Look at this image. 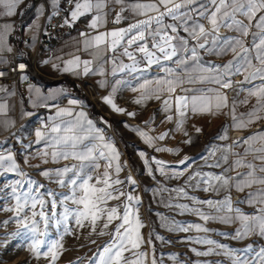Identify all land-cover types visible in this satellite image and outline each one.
Segmentation results:
<instances>
[{
    "label": "crops",
    "instance_id": "crops-1",
    "mask_svg": "<svg viewBox=\"0 0 264 264\" xmlns=\"http://www.w3.org/2000/svg\"><path fill=\"white\" fill-rule=\"evenodd\" d=\"M24 2L25 0H20L11 15L7 14L5 5H0V34L6 37L3 50H0V67L5 66V56L12 51V45L8 39L9 35L15 31L12 21L18 16V12L23 10ZM77 2L82 3L83 0L76 1L75 4ZM137 2H149V0H122V3H117L116 0H103L101 9L93 8L91 12L75 21L71 20L69 14L70 24L85 29L88 35L80 39L79 33L73 34L66 38L56 49L40 54L36 64L43 77L39 81H34L26 89L21 90L19 96L13 84L3 83L0 85V104L6 105V111L0 113V144L9 136H14L18 131L17 137L22 149L19 150L18 146H13V149L16 154L27 150L24 153V165L22 166L24 170L18 167L12 153H0L3 156L11 155L16 165L15 170L6 171L5 169L10 166L11 162L5 161L7 165L4 164V168H0V175L17 177L29 174L49 181L74 176V168L78 165V169H80L81 162L71 156L68 159L58 156L53 160V152L62 153L73 149L58 144L56 137L62 133H53L51 129L53 127L64 128L69 123H74L77 114L82 112L84 116L80 118L82 128L80 134L85 139L75 150L83 151L86 147H95L102 143L96 139V137H104V135L99 134L93 126L90 118L91 106L83 100L74 85L75 80L90 79L99 93L107 94V97L112 99L116 107L124 109L123 112H116L108 104L113 110L112 112L115 113L109 121V125H111L122 148L121 152L113 139L107 136L104 137L103 143H110L116 153L119 154L118 160H113L112 168L108 169L111 179L129 177L125 174L127 169H130L132 178L137 183L138 180L141 182L144 199L148 205H151L149 201L154 199L152 192H156L158 200L164 202V204L161 202L160 205L163 204L162 206L173 208L174 218H182L181 212H179L181 207H177V205L183 204V196L174 190L182 188L183 176L189 173H200L206 177H211L220 175V172H223L224 177L233 178L226 188V196L213 193L210 190V188H213L212 185L205 184L207 185L205 188H209V190L204 191V187L200 188L199 190H203L204 193L197 198V201H222L227 197L231 199L234 209L238 208L246 215H257L258 210L264 208V204L257 202L262 198L264 184L254 183L250 187H243L242 191L237 189V185L242 184V181L247 179L246 174L252 171L246 166L247 164L253 165L257 177H264V172L260 171L261 168H264V161L258 158L264 153L257 151V149L264 146V141L259 139L261 135H264V119L255 120L244 128H238L235 125L239 121H247L248 114L254 110L258 116L264 117V110H261L257 104V97L250 95L251 92L264 87V79L258 76L255 79L246 80L247 73L243 70L240 73L223 77L224 81L230 80L231 85L233 84L232 80L238 78L239 84L233 93L234 98L231 100L227 98V106L219 110L212 107L208 112H193L191 105H189L185 115L181 117L176 112L174 98L177 95L188 97L203 95L211 98L215 97L217 92L222 93V89L226 88H222L214 80L218 72L222 73L224 71L223 65L232 61L234 53L231 50L221 53L226 47V42L234 41L237 38L244 41L249 37L251 47L248 56L255 66L260 67L259 62L255 60L257 53L254 45L259 42L262 30L255 25L259 16L264 14L261 12L257 14L256 19L252 21V26L249 29L250 34L247 37L241 36L240 32L236 31L235 25L231 29L220 27L221 32L216 34L215 43L213 42V34L209 32L204 49L198 47V43H205L203 38L197 41L190 35L189 31H185V25L179 19L174 20L171 17H165L161 28L175 37L173 43L178 44L180 41L187 40L186 48L188 51L179 50L177 57H173L172 60H164L161 54L152 48L153 37L146 36V40L142 43H146L149 50L156 53L159 63L149 64L144 54L136 50V45L129 48V51L135 57V62L123 55L126 44H122L115 52L108 51L105 46H100L99 49L95 46L86 47V41L91 40L100 32L125 28L129 24L146 19L145 16L136 15L131 11V6ZM239 2L240 0H237V3H232L229 0L228 10L232 11ZM57 4V1H50L48 6L53 9ZM108 5L118 6L120 9L119 13H121L122 19L119 23H116L117 28H107L104 8ZM122 8L124 9L123 12H121ZM214 8L215 6L211 0H196V3L189 6V8L181 9L186 14L189 30L197 24L209 26L208 20L199 13L203 11L207 15L214 11ZM190 9L194 10L190 11ZM43 11L44 6L39 5L33 18L23 24L22 28L17 31L21 36L31 38V49L36 40L37 31L43 22ZM149 15H155V13H149ZM96 16H101L103 22L98 28L93 29L89 27V24ZM232 18L243 22L245 25L249 24L248 19L239 12L233 13ZM228 22L231 23V20ZM168 25L175 26L177 31L173 33L171 28L166 27ZM152 27L156 29L157 26L153 24ZM194 47L197 52L195 58L191 54V49ZM8 48H11L10 52L7 50ZM76 57L80 60L79 66L74 67L72 71H63L66 62ZM185 57H187L186 60ZM178 60H185V63L178 66ZM83 61H91L87 74L83 71ZM124 65L132 66L135 70L133 71L132 67L124 68ZM23 77V79H20L21 83L27 80V77ZM200 77H204V79H200ZM177 78L184 82L171 94L166 91L164 84L159 83L160 81L177 80ZM189 80L192 82H189ZM142 85L145 87L142 88ZM157 90H160L158 93L160 99L155 98ZM170 95L172 107L171 110L165 111L163 101L168 99ZM137 100L142 102L136 103ZM70 101H75V103H70ZM261 102L264 103V100ZM56 103H63L64 106L53 109L52 107ZM212 104H215V100H212ZM42 107H45L47 112L40 113V115L36 114ZM61 109L70 111L72 115H58ZM128 113H134V115L129 116ZM233 115L237 118L235 122ZM168 116H171L172 119L168 120ZM89 121L91 125H89ZM45 122L51 123L49 132L43 133L40 130L39 132L43 134L40 137L36 135L38 131L32 133L31 127L33 124H43ZM178 122H181L179 126ZM255 126L257 127L255 128ZM135 129H140L152 138L151 146L145 142V139ZM196 129H200V131L197 132ZM31 133L33 139L28 140ZM233 133L240 134V138L233 141L230 137ZM162 134L164 139H157ZM252 136L257 137V139L250 141L249 144L243 143L245 138ZM2 148L0 147V151ZM157 148L171 149L172 151H156ZM104 151L108 152L107 149H104ZM140 153L144 154L143 157ZM185 157L190 159L184 165L179 164V161ZM224 157H227V160ZM154 160L164 162L163 171L159 170L161 166L154 163ZM237 160H242L245 166H237L235 164ZM220 161L222 162L220 163ZM96 162L100 165L98 169L93 168L91 162H86L87 166L83 168V173L93 177L102 175L107 161L98 158ZM117 164L120 167L119 173L115 172ZM217 164L218 167L214 166ZM64 167L72 168L73 171L58 176L56 170ZM149 169H151V175ZM192 169H195V171ZM44 171H48L49 175H42ZM181 172L182 175L179 174ZM249 200H252L253 203L250 204ZM198 205L202 207L200 211L208 215L209 219L205 221L195 213H190L187 226L189 224H200L202 228L207 229V231H197L194 228L189 230L193 236L209 237L233 244L258 242L264 245V237L256 234L242 239L233 238L237 229L241 226L240 221L233 220L231 223H223L219 217L226 214L235 217V212L228 213L227 209L217 211L206 204L198 203ZM176 224H178V221L174 220L173 225L175 227H177ZM179 236H181V232L176 230L169 235V238H178Z\"/></svg>",
    "mask_w": 264,
    "mask_h": 264
},
{
    "label": "snow or ice",
    "instance_id": "snow-or-ice-1",
    "mask_svg": "<svg viewBox=\"0 0 264 264\" xmlns=\"http://www.w3.org/2000/svg\"><path fill=\"white\" fill-rule=\"evenodd\" d=\"M20 0H0V5H5L7 7V14L11 15L14 12L16 4H18ZM117 3H122V0H116ZM213 5L215 6L214 11L210 14H205L203 11L199 13V15L203 16L208 20V24L210 27L206 28L203 24L195 25L191 30H189L187 26V17L181 9L189 8V6L196 3V0H149V2H137L131 6V11L136 15H143L146 19L139 20L135 23L129 24L125 28H120L108 32H100L91 40L86 41V47L95 46L99 49L100 46H105L108 51H113L120 47L122 44H126L124 47L123 55L129 57L135 62V57L133 53L129 51L133 45H136V50L140 53H143L147 58L148 63H159V58L156 57V53L149 50L146 43H142L146 40V36L153 37L152 48L156 49L162 56L164 60H172L173 57L178 56V51H188L186 45L188 43L187 40L180 41L178 44L173 43L175 37L168 34L166 30L161 28L162 21L165 17H171L174 20L179 19L185 25V31H189L190 35L199 41L201 38L205 40V43H198V47L200 49H204L207 43V37L209 32L213 34V42L215 43L216 34L219 32L220 27L232 28L235 25L236 31L240 32L241 36L247 37L250 34V27L252 26V21L256 19L257 14L264 11V0H240L237 7L232 9V11L228 10L229 0H211ZM232 3H237V0H231ZM103 7V0H83V2H77L75 4L74 9L71 11L70 16L71 20L75 21L79 17L85 15L88 12H91L93 8L101 9ZM163 9V10H161ZM194 10V9H190ZM124 9H121L123 12ZM239 12L241 15H244L249 24L245 25L243 22L233 19V13ZM149 13H155V15H149ZM122 19L121 13L116 14L115 23H119ZM231 20V23L228 21ZM68 23V21H65ZM103 20L101 16H96L92 19L89 24V27L96 29L102 24ZM153 24L157 27L153 29ZM256 27L262 30L259 42L254 45L256 49L255 60L259 62L260 67L255 66L252 63V60L249 58L248 53L250 49L245 46L243 40L237 38L234 41L226 42V47L222 50L223 52H227L231 50L234 53L232 61H229L227 64L223 65L224 71L222 73L218 72L217 77L214 82L220 84L222 88L231 87V81H224L223 77L228 76L230 74L240 73L242 70L247 73L245 79L251 80L255 79L258 76L261 79H264V15L259 16V19L255 25ZM171 28V31L175 33L177 28L173 25L166 26ZM158 38V39H157ZM6 37L3 34H0V50H3L4 41ZM239 49V50H237ZM9 52L11 48L7 49ZM192 57H197L196 48L191 49ZM187 57H185V60ZM185 60H178V66L180 64L185 63ZM80 64V60L78 57L67 61L63 71H72L74 67H78ZM84 68L83 71L85 74L89 72V65L91 61H83ZM19 67L21 69L25 68L24 64H20ZM55 67V66H54ZM124 68H129L132 66L124 65ZM134 71L135 68L132 67ZM3 73L0 72V76ZM24 78L23 76L21 77ZM200 79H204V77H200ZM184 81L177 78V80H167L160 81L159 83L164 84L166 86V91L171 94L176 91V89L180 86ZM189 82H192L189 80ZM142 88L145 86L142 85ZM159 91L157 90V94L155 96L156 99H160ZM250 95L257 97V104L259 105L261 110H264V103L261 101L264 100V87L257 89L254 92H251ZM105 103L109 104L114 111L123 112L124 109L116 107L110 97H105ZM175 109L179 116L183 117L185 115L186 110L191 105V110L193 112H208L212 107H215L216 110H219L223 107L227 106V96L223 93L217 92L215 97H207V96H196L193 95L191 97L188 96H175ZM212 100H215V104H212ZM141 100H137L136 103H141ZM70 103H75V101H70ZM164 110H171L172 107V98L171 95L168 99L163 101ZM6 111V105L0 104V113H4ZM64 114L71 116L72 113L70 111L61 109L58 115ZM129 116H133L134 113H128ZM84 113H78L77 119L74 123H69L66 127H53L51 131L53 133H62L56 137V142L58 144H63L69 146L72 151H65L62 153L53 152L52 157L55 160L58 156H62L64 159H68L71 156L73 159L81 162V167L77 171H75L74 176L76 178L71 179L67 183L71 185V195L65 196V200H71L72 203L77 205L78 207L74 210H69L65 208L63 219L67 220L69 215H74L75 222L77 225L83 227L84 221L90 220L92 224V230L95 231L96 222L101 219L102 216L106 215V222L103 227L107 229L109 225L115 219H119L121 223L116 225L114 232L111 234L112 239L109 243L105 244L102 250H99L97 254H94L95 259L93 260V264H143V260L141 257L144 256L143 252H136L134 250L139 249L141 244L144 242L143 238L140 234V229L144 227L143 222L139 219L137 212L134 210V206L139 204V198L128 196L127 200L132 202L133 206H129V204H125L123 208L122 214L118 213V209L116 207L105 208L103 205L107 203V201L111 199H118V196L114 195V192L118 191L117 189H113V185L121 184L120 180H111L108 169L112 168V161L118 160L119 154L116 153L115 149L112 147L110 143H103L104 137L98 136L96 139L101 141L102 143L95 147H86L83 151H76L78 145L83 143L85 139L80 133L82 131L80 118H83ZM168 120H171L172 117L168 116ZM258 119H264V117H260L257 115V112L254 110L248 114L247 121H239L236 123V127L244 128L248 124L254 122ZM234 122L237 120L235 115H233ZM91 125V122H88ZM181 122H178V126ZM137 133L145 139V142L150 146L152 144V138L148 137L146 133L141 131L140 129H135ZM197 132L200 129H196ZM36 135L38 137L42 136L41 132H37ZM157 139L163 140L164 135L157 137ZM257 139V137H247L243 140V143L249 144L250 141ZM260 140L264 141V135L259 137ZM104 149H107L106 153ZM156 151H172L171 149H162L157 148ZM258 152L264 153V146L257 149ZM46 155V153H45ZM141 157H143V153H140ZM104 159L107 161L105 171L102 175L95 177L96 183L93 184L91 181L94 179L92 175L84 174L83 168L86 165V162H91V166L93 168L98 169L100 167L99 163H97V159ZM260 160L264 161V155L258 157ZM190 159L185 157L184 159L179 161V164L184 165L186 161ZM227 160V157H224ZM5 161L11 162L10 166L5 169L6 171L15 170V162L11 155L3 156L0 155V168H4ZM147 163V161H145ZM154 163L161 166L159 168L160 171H163V161L154 160ZM237 166H245L242 160H237L235 162ZM214 166H219L214 165ZM252 171H249L247 175V179L242 181V184L237 185L238 190H243V187H250L254 183L264 184V177H257L255 175V170L253 165H246ZM73 171L72 168L64 167L63 169L56 170V174L58 176H63L64 174ZM120 167L117 164L115 167V172L119 173ZM261 172H264V168L260 169ZM149 174L151 175V169H149ZM182 175V172L179 173ZM42 175H49L48 171H44ZM196 175H201L197 173ZM239 175V174H238ZM191 179V177H190ZM233 179L231 177H224L222 175H216L211 177H206L203 179L204 184H210V181L219 182L220 188H227L229 186L230 180ZM128 181L132 184H135L136 181L132 179L131 176L128 177ZM60 184L62 186L65 185V181L61 180ZM102 185V186H98ZM112 189V190H110ZM13 193L16 192V188H13ZM209 188H205L204 191H208ZM214 190H218L214 188ZM177 193L187 195L183 188L175 189ZM24 202L20 203V196H17V204L15 209H7L10 211H14L16 216H19L21 212L24 211V208L27 206L28 200L31 199V207L33 209L36 208L37 203H39L41 209L44 206L43 200H36L35 197H31L28 193H24ZM250 204L253 203L252 200L248 201ZM258 203L264 204V190H262V198L257 201ZM196 203L206 204L210 208L216 209L217 211H221L223 209H227L228 213L235 212L236 216L224 215L219 217L221 222L223 223H231L233 220L240 221V228L237 229L234 239H242L246 238L249 235H259L264 237V208L258 210L257 215H246L242 213L238 208L234 209L232 207V201L230 198H225L222 201H213V200H203L196 201ZM55 207V204L53 205ZM177 207H186L184 205H177ZM193 213L198 215L203 220H208L209 216L205 215L200 211L199 208L190 209ZM39 217L40 221H43L44 225L47 226L49 223V218L45 215L44 211H33L31 218L19 219L17 220L18 225L22 228L28 229L33 236L30 248L37 255L40 254L39 250L42 245L45 244V241L42 239L46 233L38 227V221L35 219ZM56 213H52V217L54 218ZM216 218V217H213ZM59 223V221H57ZM181 231H189L191 229H196L197 231H207L201 227L200 224H189L188 226H178ZM101 235L105 233L101 231ZM201 243L213 244L215 243L212 240L207 241H198ZM94 243V241H93ZM220 248H225V245H217ZM61 247L59 242L51 243L48 247V251L43 253L45 256L51 254V260L54 262L58 258V249ZM195 251V250H193ZM235 250H229L226 252V255H232ZM125 252H131L135 259H129L125 257ZM209 252L197 253L198 255H209ZM242 255H237L235 259H233L232 264H264V247L259 248L258 250L253 249L252 245H248L245 249L241 250ZM250 254V255H249Z\"/></svg>",
    "mask_w": 264,
    "mask_h": 264
},
{
    "label": "rangeland",
    "instance_id": "rangeland-1",
    "mask_svg": "<svg viewBox=\"0 0 264 264\" xmlns=\"http://www.w3.org/2000/svg\"><path fill=\"white\" fill-rule=\"evenodd\" d=\"M13 139H15L13 135L9 136L3 141L4 143L0 144V147H4L8 144V141ZM13 146H15V143L9 148L12 149ZM192 170L195 171V169ZM196 174L189 173L183 176L181 186L187 195L182 194V205L186 207H181L180 210L177 209L181 212L182 218H174V212H172L174 209L162 206L164 202L158 200L156 192H152L154 199L149 201L151 205H148L144 199L143 186L139 180V184L137 182L132 184L128 181V177H119L117 179L122 183L112 186L113 189L118 190L114 192V195L119 198L107 201L103 205L105 208L116 207L118 213L122 214L125 204L133 206L132 202L127 200L128 196L139 198V204L134 206V210L144 224V227L140 229L144 242L139 249L134 251L144 253V256L141 257L143 264H232L233 259L237 255H242L241 250L248 245H252L253 249L256 250L264 247L263 244L258 242L233 244L209 237L193 236L189 231L180 230L178 226H187L188 217L192 213L190 209H202L196 201L204 193L203 190L199 189L203 187L205 189L207 186L203 183L206 176ZM220 175L224 176L223 172H220ZM73 178L76 177L70 176L62 179L66 185L62 186L60 184L61 180H43L29 174L17 177L0 175V264H93L94 254H97L105 244L111 241V234L121 221L115 219L105 229L103 225L106 222V215L102 216L96 222L95 231H93L90 220L84 221L83 227L76 224L74 215H69L68 219L64 220L65 208L71 211L78 207L71 200H65V196L71 195V185L67 182ZM91 183H96L95 177ZM210 185L213 187L210 188L213 193L226 196L227 189L220 188L219 182L213 180L210 181ZM13 188H16L15 193H13ZM214 188L218 190H214ZM24 193L35 197L36 200H43L44 206L41 209L39 203H37L36 208L33 209L31 207L32 200L29 199L24 211L16 216L14 211L7 209H15L18 202L17 196H20L19 202L23 203ZM161 202L162 205H160ZM54 204L55 207H53ZM33 211H44L49 218L47 226L44 225L43 221H40L38 216L35 218L38 221L40 230L46 233L42 237L45 244L41 246L39 255L30 248L33 239L32 233L17 223L19 219L31 218ZM53 212L56 213L54 218L52 217ZM174 220L178 221L177 227L173 225ZM176 230L181 232V236L169 238V235ZM101 231L105 234L101 235ZM207 240H212L215 243L198 242ZM54 242H59L61 247L58 249V258L53 262L50 253L47 256L43 253L47 252L49 245ZM217 245H225L226 247L220 248ZM209 250H211L209 255L197 254L209 252ZM229 250L235 251L232 255H226L225 253ZM124 255L129 259H135L131 252H125Z\"/></svg>",
    "mask_w": 264,
    "mask_h": 264
},
{
    "label": "built area",
    "instance_id": "built-area-1",
    "mask_svg": "<svg viewBox=\"0 0 264 264\" xmlns=\"http://www.w3.org/2000/svg\"><path fill=\"white\" fill-rule=\"evenodd\" d=\"M50 1L58 2L55 8L52 9L48 6V3ZM76 1L79 0H25L23 10L18 12V16L12 21L15 31L11 33L8 38L12 45V51L5 56V66L0 67V72L3 73V75L0 76V85H2L3 83L13 84L19 96V92L21 90L26 89L27 87L31 86L34 81H39V79L43 77V74L40 72L36 64L38 56L40 54L45 51L56 49L66 38L73 34L79 33L80 39L88 35L85 29H81L70 24V10L72 9ZM39 5L44 6L43 22L37 31V37H35L36 40L34 42L33 48L31 49V38H29V36L23 37L17 31L22 28L23 24L29 22L33 18L34 12ZM104 9L107 28H117L118 25L114 22V20L116 14L120 11L119 7H112V5H108ZM261 13L264 14V11H262ZM65 21H68V23H66ZM205 27L208 28L209 26L205 25ZM220 32L221 30H219L218 34ZM243 42L248 48L251 47L249 37L246 38ZM20 64H24L25 68L21 69L19 67ZM22 76L27 77V80H25V82L23 83L20 82ZM238 80V78H234L232 80L233 84L231 85V87L222 89V93L226 95L230 100L234 98L233 93L235 92V89L239 84ZM74 85L75 88L78 89L79 94L83 97V100H85L91 106L90 118L93 122V126H95L99 134L104 135V137L107 136L108 138L113 139L117 143L119 150L122 152L121 145L117 141L111 125H109V121L115 113L112 112L113 110L108 106L107 103H105L104 98L107 97V94L99 93L97 88L94 87V83L90 79L75 80ZM63 106V103H56L52 108L58 109ZM44 112H47V110L45 107H42L37 111L36 114L40 115V113ZM50 126V122H45L43 124L35 123L32 125L31 131L33 133L35 131L41 130V132L47 133L50 131ZM256 127L257 126H255V128ZM32 133L28 137V140L33 139ZM18 134L19 133L17 131L14 135L15 139L8 141V144L2 148L0 153H12L18 167L24 170V167L22 166L24 165V153H26L27 150L22 153L16 154L13 148H9L13 143H15V146H18L19 150L22 149V145H19L20 141L17 137ZM230 137L234 141L240 138V134L233 133ZM5 165H7V163H5ZM77 170L78 165L75 166L74 173ZM125 175L132 177V171L130 169H127Z\"/></svg>",
    "mask_w": 264,
    "mask_h": 264
},
{
    "label": "trees",
    "instance_id": "trees-1",
    "mask_svg": "<svg viewBox=\"0 0 264 264\" xmlns=\"http://www.w3.org/2000/svg\"><path fill=\"white\" fill-rule=\"evenodd\" d=\"M93 112V111H92Z\"/></svg>",
    "mask_w": 264,
    "mask_h": 264
}]
</instances>
